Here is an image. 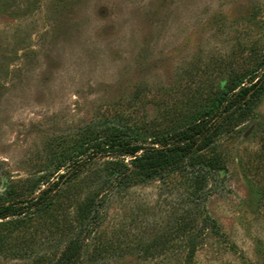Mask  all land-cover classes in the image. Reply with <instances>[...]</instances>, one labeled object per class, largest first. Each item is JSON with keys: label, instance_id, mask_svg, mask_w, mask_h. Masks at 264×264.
I'll use <instances>...</instances> for the list:
<instances>
[{"label": "rangeland", "instance_id": "rangeland-1", "mask_svg": "<svg viewBox=\"0 0 264 264\" xmlns=\"http://www.w3.org/2000/svg\"><path fill=\"white\" fill-rule=\"evenodd\" d=\"M263 56L264 0H0V203L37 196L88 139L183 127ZM208 161L202 184L174 174L120 186L109 158L55 177L54 209L7 241L27 256L0 250V264H51L87 221L79 264H185L178 226L200 210L186 264H264V93L193 164Z\"/></svg>", "mask_w": 264, "mask_h": 264}, {"label": "trees", "instance_id": "trees-1", "mask_svg": "<svg viewBox=\"0 0 264 264\" xmlns=\"http://www.w3.org/2000/svg\"><path fill=\"white\" fill-rule=\"evenodd\" d=\"M264 93V56L258 63H247L236 73L231 82L220 92L209 97L208 102L201 103L195 110L189 123L180 128L162 133L158 137L147 138L123 137L109 135L88 139L76 150L61 156L54 165L52 173L48 174L42 185H46L33 198L5 201L0 203V250L13 253L12 256H27L24 251L9 249L7 241L17 228L30 217L44 214L54 209L53 198L56 195L57 179L66 174L78 176L93 160L109 158L114 163L113 181L120 186L138 184L147 179L160 175L183 174L198 179L202 184L205 180V168H214V163L196 167L193 164L195 157L201 156L218 140L232 133L237 126L253 114L254 107ZM202 100L201 94L199 96ZM204 101V100H203ZM128 159L127 162H125ZM85 164L79 165L80 162ZM65 170V173L61 171ZM190 172V173H188ZM56 175V176H54ZM95 201L89 202L85 214L93 209ZM188 211L180 221L178 232L184 246L188 248L184 254V263H192L196 248L202 239L193 235L197 228L198 216L202 214ZM198 214V216H197ZM84 215L81 214L82 218ZM84 218V217H83ZM207 224L208 220L204 221ZM94 224V223H93ZM94 225L90 221L85 224L84 237L70 240L58 258L51 264H79L86 252L85 239L91 234ZM170 241V239H168ZM164 240L154 241L145 247L144 252L161 248Z\"/></svg>", "mask_w": 264, "mask_h": 264}]
</instances>
